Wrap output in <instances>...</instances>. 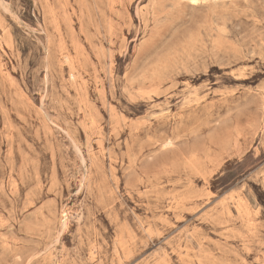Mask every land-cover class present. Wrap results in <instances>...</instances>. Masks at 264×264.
I'll use <instances>...</instances> for the list:
<instances>
[{"label":"rangeland","instance_id":"rangeland-1","mask_svg":"<svg viewBox=\"0 0 264 264\" xmlns=\"http://www.w3.org/2000/svg\"><path fill=\"white\" fill-rule=\"evenodd\" d=\"M0 264H264V0H0Z\"/></svg>","mask_w":264,"mask_h":264},{"label":"bare ground","instance_id":"bare-ground-1","mask_svg":"<svg viewBox=\"0 0 264 264\" xmlns=\"http://www.w3.org/2000/svg\"><path fill=\"white\" fill-rule=\"evenodd\" d=\"M76 145V144H75ZM78 151V150H77ZM65 216V215H64ZM65 226V225H64ZM46 250V249H45ZM54 262V261H53Z\"/></svg>","mask_w":264,"mask_h":264}]
</instances>
